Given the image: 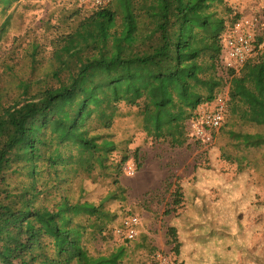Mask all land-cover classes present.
<instances>
[{
	"label": "trees",
	"instance_id": "trees-1",
	"mask_svg": "<svg viewBox=\"0 0 264 264\" xmlns=\"http://www.w3.org/2000/svg\"><path fill=\"white\" fill-rule=\"evenodd\" d=\"M20 1L0 0V21ZM222 1L188 0L177 19L184 28L180 33L179 27L170 26L168 11L155 12L144 7L142 0H110L104 6H89L83 16L74 12L63 16L67 28L56 42L67 43L66 50L47 52L37 39L27 43L16 39L11 50L0 57V214L6 216L3 220H13L17 242L22 241L18 251V243L12 240L0 247V264H29L24 258L28 248L40 251L44 264H131L136 249L156 251L141 230L134 245V239H124L128 241L108 250L96 247V242L111 239L124 227L131 212L130 188L122 181L124 165L131 158L140 165L138 151L131 152L130 140L118 139L113 126L124 115L122 103L139 104L135 90L141 86L147 100L139 109L146 120L154 119L147 116L150 104L160 106L168 121L164 134L182 143L181 131L171 124L178 115L169 112L174 103L164 102L167 93L151 85L162 75L148 73V68L159 67L174 50L170 76L182 71L191 76L188 69L178 72L193 34L183 23L192 26L199 37L222 45L228 27L241 18L233 7H226L223 14L211 9ZM10 23V17L0 23V40ZM260 42L261 37L256 45ZM121 68H125L127 80H140L138 88L128 85L120 93ZM227 114L218 131L228 137L229 145L237 150L264 146V132L247 131ZM221 150L225 158L235 159L225 146ZM197 177L186 193L176 186L169 206L171 211L187 206L178 213L182 235L204 243L214 237L230 241L248 264H264V256L243 241L239 213L224 224L215 222L211 202L199 187L204 177L201 172ZM173 228L169 236L177 255L174 260L169 257L170 264L185 260ZM158 253H154V264H158ZM220 256H203L197 251L194 260L231 264Z\"/></svg>",
	"mask_w": 264,
	"mask_h": 264
},
{
	"label": "rangeland",
	"instance_id": "rangeland-1",
	"mask_svg": "<svg viewBox=\"0 0 264 264\" xmlns=\"http://www.w3.org/2000/svg\"><path fill=\"white\" fill-rule=\"evenodd\" d=\"M187 1L142 0L144 7L155 12L162 14L163 11H168L170 21L173 22L170 26L179 27L180 33L184 28L177 19ZM83 3L80 0H21L14 4L9 11L10 16L7 15V18L0 21L3 23L8 17L11 21L0 40V57L11 50L16 39L23 43L37 39L43 43L47 52L55 48L66 50L67 43L56 42V37L67 28V23L62 22L63 16L67 12L77 13V17L87 14L90 5ZM226 7L237 10L241 14L238 22L246 23L257 40L261 37L257 50L262 51L264 0H223L215 2L211 9L223 14ZM225 17L229 20L228 15ZM183 25L193 34L190 38L191 46L185 50L178 72L183 68L192 71L193 74L186 76L182 71L179 76H170L176 59L174 50L165 55L159 67L148 68V73L155 71L156 74L162 75L151 85L155 87L153 89L167 93L165 99L167 97L170 99H164V102L174 103L169 112L171 114L178 112V115L171 124L177 132L181 131L182 136L179 139L182 143L173 142L172 138L164 134L168 128V121L163 118L160 106L150 104L151 112L149 111L147 116L154 119L146 120L139 109L147 100L141 86L138 90L134 89L139 104L122 103L124 115L119 117L113 126L118 139H129V149L131 152L137 150L139 155L140 165L131 158L124 165L122 175L123 183L130 188L129 216L139 218V230L150 237L157 247L155 252H162L173 260L177 253L174 249L175 244L171 242L169 230L170 227L177 230L179 253L180 251L185 253V260L179 258L174 264H211L205 261L196 262L194 256L197 251H201L203 256L219 254L220 257L228 258L231 264H248L241 252L231 246L230 241L219 240L217 237L205 243L186 239L178 223L180 221L178 213L187 209V206L177 207L178 209L175 208L174 211L169 210L176 186H180L186 193L188 186L196 183L197 175L201 172L204 180L199 187L211 202L210 210L215 222L224 224L230 216L239 213L243 241L252 251L264 256V146L237 150L228 144L229 139L222 131L216 132L211 143H204L194 135V123L207 106L219 96L227 98V117L229 115L236 117L235 121L250 132H264V105L258 103L257 95L248 91L244 85L246 82V77L243 76L244 69L248 73L249 69L245 67L240 72H237L239 69L233 73L227 72L221 61L222 45L199 37L187 23ZM230 28L228 27L226 33ZM253 57L248 65L258 68L263 61L261 58ZM260 67H264V62ZM119 74L120 93L128 85L131 88L133 86L138 88L136 82L140 80H127L125 68H121ZM235 88L238 89V93ZM151 97L154 98L152 93ZM204 97H210L211 100L204 101ZM188 102L192 106H185ZM186 115L190 116L185 117ZM224 146L235 159L225 158L221 150ZM247 197L248 203L244 202ZM4 217L6 216L0 214V247L10 244L11 240L18 243L16 224L13 220H3ZM231 227L234 228L233 225ZM124 239L125 236L114 232L111 239L96 242V247L108 250L128 241ZM139 239L140 237L136 240ZM136 240H131L132 245ZM21 242L18 243L16 251L21 248ZM155 252L150 253L144 248L136 249L131 264H154ZM24 253L25 261L29 264H44L40 251L28 248Z\"/></svg>",
	"mask_w": 264,
	"mask_h": 264
},
{
	"label": "built area",
	"instance_id": "built-area-1",
	"mask_svg": "<svg viewBox=\"0 0 264 264\" xmlns=\"http://www.w3.org/2000/svg\"><path fill=\"white\" fill-rule=\"evenodd\" d=\"M90 6H104L110 0H80ZM221 61L226 69L238 70L245 65L257 52V37L246 23L239 21L233 25L222 42ZM228 110V101L224 96H219L208 105L202 115L194 123V135L204 143H211L216 132L221 127ZM139 218L129 216L124 221V227L116 232L126 239L138 237ZM158 264H170L169 257L162 253L157 254Z\"/></svg>",
	"mask_w": 264,
	"mask_h": 264
},
{
	"label": "crops",
	"instance_id": "crops-1",
	"mask_svg": "<svg viewBox=\"0 0 264 264\" xmlns=\"http://www.w3.org/2000/svg\"><path fill=\"white\" fill-rule=\"evenodd\" d=\"M255 58H261L264 62V48L261 50H258L255 54L253 59ZM251 60V59H250ZM249 60V62H250ZM248 62V63H249ZM262 62V63H263ZM246 63L243 65L237 72H240L243 68L249 69V73L244 69V75L246 77V82H244L245 86L247 87V90L251 93H255L257 95V102L259 103L264 102L263 95H264V67L261 68L259 64L258 68L252 67L251 65H248ZM236 92H239L237 88L234 89Z\"/></svg>",
	"mask_w": 264,
	"mask_h": 264
}]
</instances>
